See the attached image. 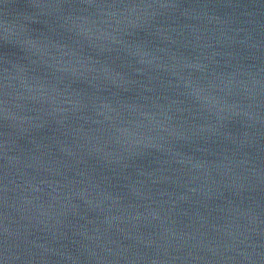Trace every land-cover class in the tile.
Wrapping results in <instances>:
<instances>
[{"label":"water","instance_id":"1","mask_svg":"<svg viewBox=\"0 0 264 264\" xmlns=\"http://www.w3.org/2000/svg\"><path fill=\"white\" fill-rule=\"evenodd\" d=\"M0 264H264V0H0Z\"/></svg>","mask_w":264,"mask_h":264}]
</instances>
